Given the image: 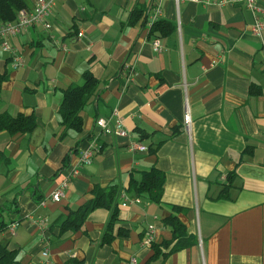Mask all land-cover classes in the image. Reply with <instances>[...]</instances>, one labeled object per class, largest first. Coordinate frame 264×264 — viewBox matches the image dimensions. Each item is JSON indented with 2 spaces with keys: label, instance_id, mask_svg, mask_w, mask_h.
<instances>
[{
  "label": "crops",
  "instance_id": "obj_1",
  "mask_svg": "<svg viewBox=\"0 0 264 264\" xmlns=\"http://www.w3.org/2000/svg\"><path fill=\"white\" fill-rule=\"evenodd\" d=\"M215 2L58 0L51 28L10 38L21 66L0 47V114L37 116L30 134L0 130V244L16 251L14 264H264V29L252 32L244 3ZM135 11L142 17L131 24ZM158 20L173 30L151 32ZM87 70L101 91L82 112L83 131L60 138L62 91L83 83ZM114 110L131 137L100 132L97 119ZM135 142L147 150L131 149ZM93 143L92 161L71 177ZM153 167L166 175L160 202L128 192L131 179ZM66 176L63 198L53 201ZM95 185L120 191L112 241L103 242L105 208L90 212L77 233L59 235ZM124 195L139 202L123 206ZM170 216L196 244L162 245L173 238ZM154 245L161 253L153 258Z\"/></svg>",
  "mask_w": 264,
  "mask_h": 264
},
{
  "label": "trees",
  "instance_id": "obj_2",
  "mask_svg": "<svg viewBox=\"0 0 264 264\" xmlns=\"http://www.w3.org/2000/svg\"><path fill=\"white\" fill-rule=\"evenodd\" d=\"M35 6V5H34ZM34 6L30 5L29 0H0V21L12 22L16 20L19 12L23 9L32 10ZM136 15L131 17L130 23H137L142 17V11H135ZM163 26L173 30L172 23L165 20L156 21L151 32H155L163 28ZM0 76V84L4 79ZM103 83L96 78L91 71L83 73V83L71 84L62 91V98L58 107V116L60 125L63 130L60 138H64L70 131L81 133L84 127V118L82 112L86 107L93 103L101 91ZM37 127V116L33 112L30 115L19 114L11 116L9 114H0V130H6L10 134L23 133L30 134ZM244 155V152H243ZM235 172H230L228 179L232 183ZM165 173L156 167L142 173L140 181L131 179L128 192H134L135 195L147 193L149 198L155 202H160L165 184ZM227 187H229L227 185ZM226 187L222 190V196H226ZM91 198L86 200L75 210H70L69 215L59 225V235L67 233H77L83 228L85 220L90 212L97 208H105L111 212V216L103 237L104 243H110L113 239L112 229L118 219V199L120 191L117 185L102 187L95 185L90 191ZM175 210L182 212L183 208L175 207ZM165 224L172 229L173 238L162 243L164 247H168L173 241L176 244L171 251H177L184 247L196 244V236L189 235L185 225L177 216H170L165 219ZM48 238H51L48 235ZM155 254L153 258L159 256L161 249L154 245ZM160 248V245H159ZM16 251L9 250L7 246L0 244V264H14L16 259Z\"/></svg>",
  "mask_w": 264,
  "mask_h": 264
},
{
  "label": "built area",
  "instance_id": "obj_3",
  "mask_svg": "<svg viewBox=\"0 0 264 264\" xmlns=\"http://www.w3.org/2000/svg\"><path fill=\"white\" fill-rule=\"evenodd\" d=\"M195 3H211L215 2L213 0H192ZM58 0H36V4L32 10H21L19 12L16 20L12 22H3L0 26V47L4 52L11 53L14 55V66H21L24 63V59L21 55L16 53L11 46L9 40L11 37L17 36L19 34L25 33L30 28L42 25L45 29L52 27L51 18L54 14L55 5ZM242 2L245 4L246 8L253 14L254 22L252 24V32L256 35H261L264 29V7L259 3V0H220L215 2L218 5H225L228 3H237ZM159 8L155 11L153 20H156L157 16L160 14ZM83 33L80 32L78 36H82ZM154 47L156 51L161 50L160 41L156 39L154 42ZM262 52L264 55V41L262 43ZM190 116L187 113L185 116V125L189 127ZM97 127L100 129V132L104 134H115L117 136L131 137V132L125 128L123 121L119 116L117 110H114L112 115L104 118H98L96 121ZM97 149L96 144H91L87 149H85L82 155L79 158L77 167H74L70 173V176H77L80 171V165L89 164L92 161L94 153ZM131 149L146 151L147 147L141 143H132ZM70 177L66 176L55 188L51 194V199L53 201L59 202L64 196V191L69 185ZM139 202V199H131L130 197L124 195L122 197V205L126 206L129 202ZM40 204L44 205L45 200H42ZM40 228L45 229L47 226V220L42 219L38 222ZM17 224H14L12 227L16 228ZM47 241L49 239H46ZM152 240L151 236H148L146 241L149 244ZM48 248L44 251V254H48ZM135 261V259L133 260Z\"/></svg>",
  "mask_w": 264,
  "mask_h": 264
}]
</instances>
